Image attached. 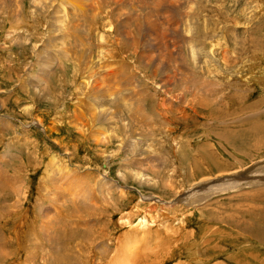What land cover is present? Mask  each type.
Listing matches in <instances>:
<instances>
[{
  "label": "rangeland",
  "instance_id": "374dc122",
  "mask_svg": "<svg viewBox=\"0 0 264 264\" xmlns=\"http://www.w3.org/2000/svg\"><path fill=\"white\" fill-rule=\"evenodd\" d=\"M263 116L264 0H0V264H264Z\"/></svg>",
  "mask_w": 264,
  "mask_h": 264
},
{
  "label": "bare ground",
  "instance_id": "6f19581e",
  "mask_svg": "<svg viewBox=\"0 0 264 264\" xmlns=\"http://www.w3.org/2000/svg\"><path fill=\"white\" fill-rule=\"evenodd\" d=\"M263 117H264V116H263ZM258 127H259V125H258ZM258 129H260V128H258ZM262 130H263V128H262ZM259 136H260V135H259ZM262 139H263V138H262ZM262 141H263V140H262ZM261 198H263V196H261ZM261 198H260V199H261ZM263 201H264V200H263ZM256 237H257V236H256ZM261 242H262V241H261ZM65 245H66V244H65ZM121 249H122V248H121ZM121 249H120V250H121ZM129 250H130V249H129Z\"/></svg>",
  "mask_w": 264,
  "mask_h": 264
}]
</instances>
